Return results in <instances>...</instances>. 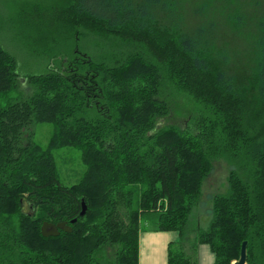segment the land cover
Segmentation results:
<instances>
[{
  "label": "trees",
  "instance_id": "1",
  "mask_svg": "<svg viewBox=\"0 0 264 264\" xmlns=\"http://www.w3.org/2000/svg\"><path fill=\"white\" fill-rule=\"evenodd\" d=\"M18 10L51 56L23 74L0 43V264H139L144 230L178 233L168 264H196L200 245L233 264L244 242L247 264H264V0ZM41 124L54 127L46 147ZM64 148L85 166L71 186L55 157ZM219 162L225 192L194 227ZM44 223L72 233L44 237Z\"/></svg>",
  "mask_w": 264,
  "mask_h": 264
},
{
  "label": "rangeland",
  "instance_id": "2",
  "mask_svg": "<svg viewBox=\"0 0 264 264\" xmlns=\"http://www.w3.org/2000/svg\"><path fill=\"white\" fill-rule=\"evenodd\" d=\"M0 0V43L8 50L19 63V72L43 73L48 66V57L51 53L47 52L46 43L35 45L34 40H39L34 29H27L22 26L21 11L18 9L23 4L39 3L45 6L53 5L55 0ZM28 2V3H27ZM23 13V12H22ZM20 15V16H19ZM25 82V81H23ZM178 124L183 123V119H172ZM53 125L41 124L36 127V142L43 147L49 143L53 131ZM56 162L60 172V179L64 185L71 186L79 182L85 166L81 160L80 151L73 148H64L55 152ZM228 175V166L224 162L215 164V170L204 185V198L199 209L195 210L191 216L192 225L194 227L207 228L209 216L207 209L209 206L208 199L218 193H223ZM199 213V216H197ZM197 224V225H196Z\"/></svg>",
  "mask_w": 264,
  "mask_h": 264
},
{
  "label": "crops",
  "instance_id": "3",
  "mask_svg": "<svg viewBox=\"0 0 264 264\" xmlns=\"http://www.w3.org/2000/svg\"><path fill=\"white\" fill-rule=\"evenodd\" d=\"M176 232H156L144 230L139 238V264H168L169 246L179 242ZM196 264H215V256L208 245L197 247Z\"/></svg>",
  "mask_w": 264,
  "mask_h": 264
},
{
  "label": "water",
  "instance_id": "4",
  "mask_svg": "<svg viewBox=\"0 0 264 264\" xmlns=\"http://www.w3.org/2000/svg\"><path fill=\"white\" fill-rule=\"evenodd\" d=\"M87 208L83 204V211L80 216L84 217L86 215ZM77 219H75L72 223H76ZM60 231H64L66 233H72V227L66 223L59 224H50L44 223L42 226V235L44 237H58L60 235ZM247 242H244L242 245L241 256L238 261H235L233 264H247Z\"/></svg>",
  "mask_w": 264,
  "mask_h": 264
}]
</instances>
